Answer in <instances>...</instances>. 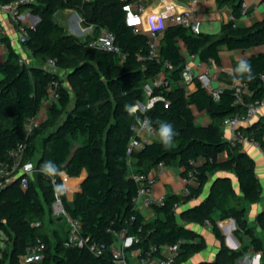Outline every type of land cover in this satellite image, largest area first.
Here are the masks:
<instances>
[{
	"label": "trees",
	"instance_id": "1",
	"mask_svg": "<svg viewBox=\"0 0 264 264\" xmlns=\"http://www.w3.org/2000/svg\"><path fill=\"white\" fill-rule=\"evenodd\" d=\"M237 1L232 13L235 18L242 15L241 0ZM121 5V0L22 2L21 11L29 8L33 19L26 26L23 47L31 51L35 63L21 61V54L9 37L2 38L7 55L0 61V160H9L11 149L24 141L27 144L25 160L32 161L37 150L34 131L40 133L42 153L36 163L40 186L31 177L28 187L23 189L17 178L0 190V228L8 236L0 264H20L21 256L38 237L46 244L40 264H116L110 250L99 255L87 246L65 245L67 226L58 228L54 232L56 240L52 239L47 230V206L55 207L58 199L53 177L66 213L81 221L82 233L90 241L112 245L125 230L127 235L139 238L132 248L140 247L145 252L153 244L180 240L181 250L175 262L180 264L207 247L205 236L186 226V222H210L215 236L224 243L225 235L213 216L219 212V219L236 220L237 235H248L250 241L245 248L253 247L256 252L264 248L261 239L252 233L246 217L247 203L258 202L263 197L255 162L240 145L230 146L223 132L227 117L243 113L247 103L264 96V51L245 59L244 63L251 66L250 73L241 71L239 62H233L235 77L248 86V91L242 94L243 103H236L234 86L225 87L218 100L200 81H194L195 88L188 92L182 75L186 63L184 51L196 55L202 62L219 63L224 45L243 50L264 45V20L240 27L234 26L230 19L216 34H194L182 25L168 26L160 38L161 57L157 60L149 57L148 36L135 33L126 24ZM66 8L76 9L83 23L94 27L96 35L81 40L70 33L56 19V13ZM103 28L115 32L116 41L126 55L124 59L89 46L90 40ZM49 59L56 60V68L47 67ZM166 62L170 67L164 66ZM60 69L66 71L69 85L64 84ZM161 72L166 75L169 87L154 86L152 96L161 95L164 99L156 100L150 108L135 109L139 102L145 101V83ZM55 79L61 82L60 97L51 103L46 120L25 137L22 129L26 121L41 111L48 87ZM194 108L209 114L210 121L197 123ZM145 117L154 124L160 138L145 143L129 156L132 126ZM164 125H171L174 133L168 146L162 136ZM244 131L262 146L264 117ZM223 152H227L228 158L220 160ZM191 159L199 161L198 164L191 165ZM160 161L168 165L183 164L184 175L196 169L199 179L189 195L168 194L162 204L154 203L156 218L146 220L133 202L139 183L131 173L148 172ZM219 169L236 172L242 194L237 193L230 177H218L208 197L181 212L183 223L179 224L175 204L199 197L209 173ZM84 170L86 176L81 189L67 202L59 173L78 177ZM257 220L264 228V211ZM245 248L228 250L222 245L214 262L225 264L229 259L238 264L236 258Z\"/></svg>",
	"mask_w": 264,
	"mask_h": 264
},
{
	"label": "built area",
	"instance_id": "2",
	"mask_svg": "<svg viewBox=\"0 0 264 264\" xmlns=\"http://www.w3.org/2000/svg\"><path fill=\"white\" fill-rule=\"evenodd\" d=\"M26 0H16L11 2L0 1V13L5 14L8 18L19 26L17 36H8L7 30L2 18L0 17V45L3 44L2 38L8 36L11 43L20 52L23 42L27 39L26 25H22L20 9L22 2ZM209 0H121L122 10L126 14V24L133 27L135 33H145L149 38V57L160 60V38L164 29L171 25H182L188 28L192 33L199 34L201 31V19L199 15V5ZM247 3L243 2L242 15L246 12ZM233 25L235 17L230 16ZM89 46L101 49L106 52H112L119 55L121 59L125 58V53L122 47L116 41V34L108 28H103L99 34L90 40ZM186 63L183 70L184 83L188 87L194 81H200L202 86L216 99H220L223 92V86H216L214 76L210 68L205 62L198 61L195 63L196 55L187 53ZM21 61L26 62L27 59L21 56ZM49 68H56V60L49 59L46 63ZM165 67H170L169 63L164 64ZM197 69L195 71L194 69ZM61 82L58 79L51 81L48 87V98L51 101L58 100L60 97L59 87ZM164 85L169 87V81L166 75L161 72L157 77L151 80V84H147V93L149 101L145 105L146 108L153 106L158 99H164L163 96H152L154 86ZM236 88L237 99L236 103H243V92L248 91L246 83L239 82L234 85ZM188 91V89H187ZM264 107V96L255 101L246 104L243 113H237L225 119L224 128L230 130L228 136L230 146L242 145L248 141L260 146V143L248 137L242 125L251 123L259 114L261 108ZM40 112L28 119L22 129V134L28 137L35 127L43 120ZM133 135L130 139L127 154L131 156L132 152L144 146L145 143L151 142L150 134L156 132L154 124L147 117L138 119L132 126ZM27 144L24 141L18 142L10 151L9 160H0V190L12 183L20 176V186L26 189L29 185L32 174L37 170L34 162L25 160ZM191 165L198 164L196 159L190 160ZM167 164L160 161L153 169L154 171H162ZM132 177L139 183L137 194L133 197L135 206L140 210L143 207H152L154 203L162 204L165 197H154V185L156 182V173L148 172H132ZM199 176L196 169H191L187 173V185L183 189L181 195H189L191 187L198 182ZM52 183L58 197L56 204L62 203L56 177L52 178ZM181 202L175 204V210L179 212ZM64 212L65 209L63 210ZM68 215V214H67ZM37 223L36 225H38ZM122 239L120 242L108 245L104 241L93 240L82 233V223L79 219L69 217L68 237L65 241L67 246H87L94 254H102L106 250L112 252L114 262L116 264H175L181 250V241L171 244H153L145 252L140 247L132 248L135 242L139 241L137 236H129L126 231L121 232ZM46 248L45 242L41 237H38L36 242L28 247L27 251L21 256L20 264H40L44 258ZM199 264H223L218 262H206Z\"/></svg>",
	"mask_w": 264,
	"mask_h": 264
},
{
	"label": "crops",
	"instance_id": "3",
	"mask_svg": "<svg viewBox=\"0 0 264 264\" xmlns=\"http://www.w3.org/2000/svg\"><path fill=\"white\" fill-rule=\"evenodd\" d=\"M237 2H238L237 0L235 1L223 0L222 2L219 0H209L205 3H201L198 7L201 24L202 22L215 21L217 30H212V31L214 32L218 31L217 33H220L223 23L229 20L230 16L233 13L234 5ZM243 2L247 3L246 12L245 14L235 18L236 26L249 27V26L256 24L259 21L264 20V0H241V6H240L241 9L243 8ZM0 17L2 18L4 25L6 27L7 35L17 36L19 33V29H20L19 26L15 24L14 22H12L8 18V16H6L3 13H0ZM74 17L76 18L78 17L79 21H81V23L83 24L82 17L76 9L66 8L56 13V19L62 25H64L70 33H73V34H74L73 30L70 29V27H68L65 21H69L70 19ZM20 18H21L20 23L22 25L25 24L26 26H29L30 24L33 23V19L30 16L29 8L25 9L22 12ZM83 32L86 34V38L90 35L92 36L96 35L94 31V27L88 26V25L84 26ZM261 51H264V45L252 47L246 50L230 49L225 45L222 46L221 53H220L221 54L220 62L216 63L215 61L210 60L209 62L206 63V65L210 68L211 72L213 73L215 85L223 86V87H230V86H234L238 84L240 81L234 75L233 62L236 61L241 64L250 55L256 54ZM184 53L187 54L188 52L184 51ZM20 54L21 56L25 57L28 62L35 63L36 61L35 57L31 53V51H29L25 47L21 46ZM6 55H7V51L5 48V43L3 42V44L0 45V61H3L6 58ZM194 61L195 63H197L199 61V58L196 56ZM194 70L197 71L196 68ZM64 72H65L64 69H60L61 75ZM64 84L69 85L67 77H66V80L64 81ZM194 88H195V83L193 82L187 87L188 92H191ZM50 105H51V101L47 97L44 100L43 106L40 111V113L43 116H45L46 114V111L44 110V108L48 109L50 108ZM137 108L142 109L143 107L138 103L135 109ZM144 109L145 108H143V110ZM194 114H195L197 123L206 124L210 121V116L206 112H199L196 108H194ZM263 117H264V107L261 108L258 116L251 123L242 125L243 129L249 127L250 125L257 122L259 119ZM223 132H224V136L228 138V136L230 135V130L228 128L223 127ZM149 137L151 141H156V140H159L160 134L156 131L155 133L150 134ZM263 141H264V136H263ZM240 146L243 150H245L253 158L255 162V170H256L257 176L259 177V180L263 186L262 199L255 203H247V212H246V217L249 223H259L260 224V222L257 220V217L260 213L264 211V143L262 146L261 145L258 146L255 143L248 141L246 143H243ZM227 158H228L227 152H223L219 155L220 160H225ZM153 168L151 169V171L156 173V182L154 185V197L155 198L165 197L168 194H180L181 195V193L183 192V189L188 183L186 180L187 174L184 175V171L186 170V168L183 164H176V165L167 164V166L162 171H159V172L154 171ZM59 174L65 186L66 201L71 202L74 198L75 192L81 189V184L86 176V171L84 170L82 174L78 177H70L64 172H60ZM222 176L230 177L231 180L233 181V184H234V187L237 193L239 195L242 194L241 189H240L239 178L236 172L232 169L231 170L219 169V170L209 173V179L205 183L204 190L202 191L201 195L185 203H182L179 211H181L182 209L186 210L198 204L200 201H203L206 197H208L214 181L218 177H222ZM197 183L195 185H197ZM140 211L146 220H153L156 218V213L153 207H143L140 209ZM63 213H64L63 215H60L57 217L58 220L66 219L69 223V216L67 215L66 212H63ZM213 216L217 219V222L219 223V226L221 227V229L224 226H227L228 230L234 229L232 225V223H234L233 221H235L236 223V220L234 218L219 219V212H215ZM68 223H67V228H68ZM186 223H187L186 226L197 230L199 233L205 236L207 247L199 251L194 256H192L191 258H189L188 260L184 262L187 264H196V263H206L209 261L216 260L219 250H220V241L219 239H217L214 232L210 233L211 235L210 238L214 240V243H215L214 249H217L219 247L216 253L212 254V251H210L209 250L210 248H208L209 246H208V238H207V235L209 234L208 233L209 231L207 229L212 228V225L210 224V222L207 221L204 224H196L195 222L189 221ZM60 227L56 226L55 229L57 230ZM223 230L224 229H222V231ZM121 239H122V235L119 234L117 242H120ZM204 252H207V254H205Z\"/></svg>",
	"mask_w": 264,
	"mask_h": 264
},
{
	"label": "rangeland",
	"instance_id": "4",
	"mask_svg": "<svg viewBox=\"0 0 264 264\" xmlns=\"http://www.w3.org/2000/svg\"><path fill=\"white\" fill-rule=\"evenodd\" d=\"M65 23L68 25V27H70V29L73 30L74 34L77 35L78 37H80L81 40L86 39V34L83 32L84 31V26H87L86 24H82L81 21H79L78 17H74L72 19H70L69 21H65ZM72 26V27H71ZM216 23L215 21H208V22H202L201 24V31L202 32H209V33H217L218 31L214 32L212 30H217L216 29ZM64 81L66 80L67 74L66 71L62 74ZM151 84V81H148L145 83V101L144 103L147 104V102L149 101V95L147 93V84ZM143 109V108H142ZM44 110L46 111L45 117L48 116L49 113V108H44ZM47 118V117H46ZM46 120V119H45ZM43 120L41 122V124L45 121ZM40 133H38L37 131H34L33 133V141L36 145V153L34 155L33 158V162L34 165L37 167L36 163H38L40 157H41V153H42V146L40 144ZM43 169V168H42ZM44 171V169H43ZM131 171L132 168H131ZM40 170L37 167V170L32 174V179L34 180L35 183H37L38 186H40V182L38 180V176H39ZM63 204L59 203L57 204V207ZM47 209L49 210V215H48V220H47V228L49 230V233L52 237L53 240H56L55 238V227H66L68 221L66 219H61L58 220V216L63 215L64 211H60V212H56L55 209L56 207H53L50 209V206H47ZM62 213V214H61ZM250 227H251V231L254 235H256L259 239H261L262 245L264 247V228L259 224V223H249ZM234 228V227H233ZM223 232L225 234V239H224V243L221 244L220 243V247L223 245L224 247L228 248V250H238L241 248H245L244 245L248 244L250 241V238L248 237V235L243 234L242 235H237L235 233L236 228L234 229H229L227 226L222 227ZM209 232V234L207 235L208 238V248H210L209 250L212 251V254L216 253L217 249H214L215 247V243L214 240H212L210 237V233H213V229L212 228H208L207 229ZM235 235L236 239L238 240V242H236L232 235ZM7 234L0 228V257L3 254V250L7 248ZM205 254H207V252H204ZM209 255V253H208ZM258 259V264H264V248L263 250H261L260 252H256L254 250L253 247H246L244 253L236 258V261L240 264H243L244 262H247L248 264H255L256 260ZM181 264H187V263H181ZM225 264H235L232 260L227 259L225 261Z\"/></svg>",
	"mask_w": 264,
	"mask_h": 264
},
{
	"label": "clouds",
	"instance_id": "5",
	"mask_svg": "<svg viewBox=\"0 0 264 264\" xmlns=\"http://www.w3.org/2000/svg\"><path fill=\"white\" fill-rule=\"evenodd\" d=\"M240 70L250 73L251 72V66L249 64H247V63L242 62L240 64ZM173 135H174V133L172 132L171 125H164L162 127L163 141H164V144L166 146L170 145L171 138H172ZM49 171H51V169H49Z\"/></svg>",
	"mask_w": 264,
	"mask_h": 264
},
{
	"label": "water",
	"instance_id": "6",
	"mask_svg": "<svg viewBox=\"0 0 264 264\" xmlns=\"http://www.w3.org/2000/svg\"><path fill=\"white\" fill-rule=\"evenodd\" d=\"M139 104H140L143 108H145V104H144L143 102H139ZM17 178H20V176L17 177ZM17 178H16V179H17ZM54 206L56 207V209H55L56 212H60V211H63V210H64V207H63L62 205H60V206L57 207V204H54ZM182 211H184V209H182L181 211H179V212L177 213V220H178V223H179V224H182V223H183V219L181 218V212H182ZM233 222H234V223H232V225H233L234 228H236V223H235V221H233ZM232 237H233V239H234L236 242H238V240L236 239V237H235L234 234L232 235ZM214 261H215V260H213V261H209V263H212V262H214ZM196 264H199V263H196ZM243 264H248V263H247V262H244ZM255 264H258V259L256 260Z\"/></svg>",
	"mask_w": 264,
	"mask_h": 264
}]
</instances>
